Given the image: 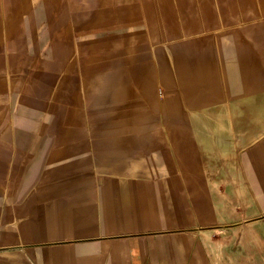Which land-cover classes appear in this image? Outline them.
I'll use <instances>...</instances> for the list:
<instances>
[{
    "label": "crops",
    "instance_id": "1",
    "mask_svg": "<svg viewBox=\"0 0 264 264\" xmlns=\"http://www.w3.org/2000/svg\"><path fill=\"white\" fill-rule=\"evenodd\" d=\"M248 1L264 8L1 0L32 8L14 52L32 77L10 97L0 82V264H264V134L232 147L214 107L234 102L239 121L255 108L263 126L264 94H248L264 87L248 85L263 35L208 36L247 23Z\"/></svg>",
    "mask_w": 264,
    "mask_h": 264
},
{
    "label": "rangeland",
    "instance_id": "2",
    "mask_svg": "<svg viewBox=\"0 0 264 264\" xmlns=\"http://www.w3.org/2000/svg\"><path fill=\"white\" fill-rule=\"evenodd\" d=\"M4 1V0H3ZM31 1V0H30ZM1 2V0H0ZM249 5H247V12H248V22L244 23V24H224V27H222V25H220L222 27V29H218L217 31L219 32H214L209 34L208 36H212V35H216L219 34L221 32H226L228 35H231V37L233 38L232 41L233 43H236L237 40H239V34H247V35H251V34H255L256 36H260L262 33L263 35V40H254L253 36L249 37V42L255 46H263L264 48V8H258L256 2H252V1H248ZM27 6V5H26ZM32 8H26L25 6L19 7V8H6V7H1L0 6V68L2 67L3 70L0 71V82H2L4 85H6V87L4 88L5 91L8 96H16L19 93H22L24 91V86H26V84H28V82H30L31 77H32V73L31 72H26L22 70L21 66L23 64H25L26 58H29L27 56H24L23 54H15V50H16V44L18 42V40L16 41V32H17V28L22 26L21 24H17L16 21H21V17L23 15H26L27 12H31ZM263 11V12H261ZM19 14V16L17 15ZM28 15V14H27ZM23 21H25V18H23ZM24 25V24H23ZM18 26V27H17ZM25 28L26 26L31 27L30 24H25L24 25ZM22 32H27L28 33V38L31 37V39L27 40V36H26V41H19V43H25V44H30V46H33V44H35L36 40L34 37H32L31 34V29L26 28V31H22ZM261 41H263V44L261 43ZM216 44H218V41L215 40L214 41ZM255 42V44H254ZM24 44V45H25ZM17 52V51H16ZM10 54H12L11 56H9ZM25 59V61H24ZM11 63L13 64V66L15 67H11V68H17L20 67L21 71L15 72L10 70L8 72L7 70V64ZM14 70V69H13ZM255 72L253 74L252 77H250L248 79V85L250 86H255L258 83L259 84H263L264 85V68L262 70H256L253 71ZM257 73H260V77H257ZM2 93V92H1ZM0 93V94H1ZM264 94V87H259L257 90L256 89H250L248 94ZM5 96V94H4ZM234 103V102H233ZM233 103H220V104H216L214 105V107H216L215 111L219 114H225L224 119L226 120V122L228 123V127H231L232 129H229L230 134H232V147L234 146H238V144H236V136L241 135V130L245 128H248V132L251 131L253 132V137L254 136H258L261 134H264V121H263V126L261 125V122L257 121H253L252 125H251V119L250 117H252V115L254 116L256 113V109L253 108H247V111L244 112V117L246 115V113H248L249 118L247 119L248 121H239V115L238 113H236L234 111V105H232ZM215 112V113H216ZM262 115V114H261ZM264 115V114H263ZM264 120V116L262 118ZM216 123H218V125H216L217 127H215V129H217L216 131H219V128H223L224 129H228L226 128V126L223 124L222 120L219 118H216ZM204 127L208 126V121H204ZM215 123V124H216ZM221 125V126H219ZM247 125V127H246ZM250 128H252V130H250ZM243 131V130H242ZM246 131V130H245ZM244 131V132H245ZM243 135V134H242ZM249 139L250 137H252L251 135H248ZM242 144H244L243 142H241V146ZM225 158V157H223ZM233 165H235L236 167V171H238V161L233 160ZM234 186L236 187L237 184L235 185H231V188H234ZM185 189L189 188L190 185L185 184ZM200 189H202V187H200ZM233 191V190H232ZM231 208H232V217L230 218L231 221L233 222H237L238 224L242 223L244 224L245 221L243 220V218H245V216H241L240 213H242V211H245L244 209H241V205H240V199H239V195H232V199H231ZM251 201L248 200L247 204L250 206L251 205ZM244 204H246V201L244 200Z\"/></svg>",
    "mask_w": 264,
    "mask_h": 264
}]
</instances>
